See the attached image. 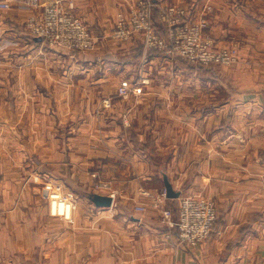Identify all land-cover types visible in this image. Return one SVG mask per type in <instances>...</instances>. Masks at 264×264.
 I'll return each instance as SVG.
<instances>
[{
    "label": "crops",
    "instance_id": "crops-1",
    "mask_svg": "<svg viewBox=\"0 0 264 264\" xmlns=\"http://www.w3.org/2000/svg\"><path fill=\"white\" fill-rule=\"evenodd\" d=\"M136 1L74 0L99 39L91 50L22 43L21 89L5 99L21 105L19 121L6 115L0 158V264H264V0H159L206 17L216 43L238 52L230 68L181 79L182 59L151 52L141 67V35L112 37L116 12ZM40 11L25 0L0 9V43ZM154 67L170 76L119 99L121 80ZM164 175L179 196L214 200L206 240L190 245L161 222L147 194L165 190ZM59 192L75 200L69 220L52 212ZM164 204L175 213L177 198Z\"/></svg>",
    "mask_w": 264,
    "mask_h": 264
},
{
    "label": "built area",
    "instance_id": "built-area-1",
    "mask_svg": "<svg viewBox=\"0 0 264 264\" xmlns=\"http://www.w3.org/2000/svg\"><path fill=\"white\" fill-rule=\"evenodd\" d=\"M15 0H1L0 9H9ZM31 7H40L38 15L26 20L31 36L40 39L49 47H61L75 51L91 50L97 44L88 26L74 13V0H25ZM158 9L157 19L154 18ZM159 23L163 32L156 28ZM208 22L204 16L193 17L190 10L180 5L159 6L155 0H138L127 11H118L112 30V37L120 43L126 42L136 34H141L144 45L142 63L149 59V51H158L165 57H180L195 65L230 66L238 62V52L234 46H219L208 34ZM149 80L140 76L130 81L123 79L116 88L122 101L143 93ZM107 106L108 102L105 101ZM126 125H128L125 122ZM99 186L111 190L109 183ZM112 196L117 194L111 190ZM153 206L161 211V222L177 230L180 241L190 245L206 240L216 222V208L213 201L200 195H182L177 198L174 211L167 207L169 198L163 189L157 196L148 193ZM75 200L69 193H56L52 202L54 215L69 220L72 217ZM144 211L145 206H136ZM175 214V215H174Z\"/></svg>",
    "mask_w": 264,
    "mask_h": 264
},
{
    "label": "rangeland",
    "instance_id": "rangeland-1",
    "mask_svg": "<svg viewBox=\"0 0 264 264\" xmlns=\"http://www.w3.org/2000/svg\"><path fill=\"white\" fill-rule=\"evenodd\" d=\"M137 1H136V3H137ZM155 1L157 3V8H159V4H158L159 0H155ZM171 4L175 5L174 1H171ZM134 5H132V6H134ZM132 6L128 7L126 10H118V11H127ZM117 12L115 14L114 19H116ZM157 12H158V9H156L155 13H154L155 19H157ZM6 16H8V15L3 13V12H0V17L5 18ZM199 17H201V16H199ZM114 22H115V20H114ZM207 22H208V19H207ZM208 27H209V23H208ZM156 28L158 29L159 32H161V33L163 32L162 26L157 22H156ZM208 30H209V28H208ZM208 30H207V32L209 34ZM14 32H15L14 35H12V36L10 35L9 38H5L2 41V43H0V158L4 157L5 153H6L5 143L7 141V138H6L5 127H6V124H8V122H11V118L6 116L7 113H9L11 111L12 121L14 123L17 120L18 121L20 120V118H15L14 113L16 112L17 109H19L21 103L15 102V101H6L5 99L14 98V93H19L20 89H21V86L19 85L20 82L17 79H18V77H20V63L22 60L24 61V58H23L24 49L22 47V43L34 42L33 36L30 35L28 28L26 27V21L23 23L15 25ZM139 35H141V34H139ZM131 39H129L128 41H130ZM98 40L99 39L96 38V41H98ZM128 41L123 42V43H128ZM141 51H142V59H143L145 49H144V45H143L142 36H141ZM151 52H156V53L160 54L161 56H163L158 51H149L147 54H151ZM163 57H165V56H163ZM166 58H179V59H182L184 61L183 62L184 64L187 63L185 66L182 63V61H180V60L176 61V63H178V65L182 66L181 67L182 70L180 71L181 73L178 72L177 70H175L173 66L168 68L169 72L171 71L170 72L171 74H172V72H175V73L178 72L177 76L173 75V77H175V79L192 77L194 74L204 75V74H207V72L208 73L211 72L210 70H213V68H215L216 69L215 71L218 72L220 70V68H222V69L230 68V67L236 65V63H237L236 62L235 64L230 65V66H221V65L203 66V65L191 64V63L187 62L185 59L180 58V57H166ZM149 60H150V57H149L148 61L146 62L147 64L149 63ZM146 63H141V65H142L141 67H143V65H145ZM168 69L167 70L164 69L163 71L162 70L158 71V69L156 67H154L153 72L148 74L146 77L149 80L148 86H150L151 81H152L151 79H153V78H158L160 80H163V78L166 75L167 76L165 78H168L170 76V73L169 74L167 73ZM123 76L125 77L128 75L122 74L120 76V78L121 77L124 78ZM6 89H7V92H6ZM143 90H145V89L143 88ZM5 94L7 95V98H6ZM207 198H209V197H207ZM209 199H211L215 205L214 200L212 198H209ZM177 204H178V201H177ZM215 208H216V206H215ZM175 209H176V206H175ZM215 224H216V222H215ZM214 229H215V225H214V228L212 231H214Z\"/></svg>",
    "mask_w": 264,
    "mask_h": 264
},
{
    "label": "water",
    "instance_id": "water-1",
    "mask_svg": "<svg viewBox=\"0 0 264 264\" xmlns=\"http://www.w3.org/2000/svg\"><path fill=\"white\" fill-rule=\"evenodd\" d=\"M164 184H165L166 195L168 198H178L179 197V193L173 190L172 185L169 183L165 175H164ZM91 199L97 206L108 207L111 205V202H112L111 197L101 196L98 194H94Z\"/></svg>",
    "mask_w": 264,
    "mask_h": 264
}]
</instances>
